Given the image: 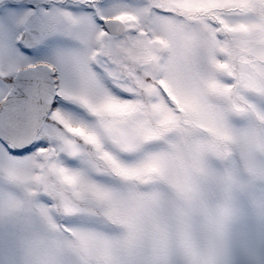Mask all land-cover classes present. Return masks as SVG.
I'll return each mask as SVG.
<instances>
[{"label": "snow or ice", "instance_id": "6c2138e0", "mask_svg": "<svg viewBox=\"0 0 264 264\" xmlns=\"http://www.w3.org/2000/svg\"><path fill=\"white\" fill-rule=\"evenodd\" d=\"M0 264H264V0H0Z\"/></svg>", "mask_w": 264, "mask_h": 264}]
</instances>
